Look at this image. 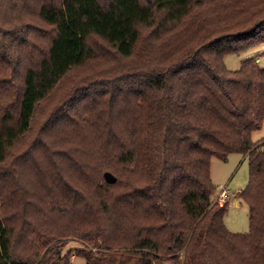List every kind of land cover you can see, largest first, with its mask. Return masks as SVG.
<instances>
[{
	"label": "trees",
	"instance_id": "1",
	"mask_svg": "<svg viewBox=\"0 0 264 264\" xmlns=\"http://www.w3.org/2000/svg\"><path fill=\"white\" fill-rule=\"evenodd\" d=\"M263 42L264 0H0V264H264V67L224 61ZM95 45L119 66L83 85Z\"/></svg>",
	"mask_w": 264,
	"mask_h": 264
},
{
	"label": "rangeland",
	"instance_id": "2",
	"mask_svg": "<svg viewBox=\"0 0 264 264\" xmlns=\"http://www.w3.org/2000/svg\"><path fill=\"white\" fill-rule=\"evenodd\" d=\"M99 56L96 59L88 61L85 65L75 69L73 75L74 79L84 77L83 85L90 84L95 81L107 80L111 74L113 67H118L119 64L110 58L100 49L101 46L95 45ZM249 58H256L258 63L264 67V42L252 47H248L237 53H227L224 56V61L227 68L236 70L241 66V63ZM101 69L103 70L101 72ZM92 74V78L88 75ZM86 75V76H83ZM82 85V86H83ZM49 111V103L46 101L41 105L39 114L37 115V124H41ZM254 141L264 140V121L262 126L253 133ZM264 149V144L262 145ZM211 176L213 182L217 186L216 200L223 202L227 200L229 202L228 212L225 216V222L227 227L233 232H247L250 229L249 220V206L247 202L239 195L249 182V157L242 153L234 152L228 156V158L221 159L219 157H213L211 160ZM226 190L228 196L222 198L220 192ZM83 247L76 240H70L65 247V251L71 249L72 254L76 249ZM75 262H79L77 258H73ZM159 264H174L172 260H165Z\"/></svg>",
	"mask_w": 264,
	"mask_h": 264
},
{
	"label": "built area",
	"instance_id": "3",
	"mask_svg": "<svg viewBox=\"0 0 264 264\" xmlns=\"http://www.w3.org/2000/svg\"><path fill=\"white\" fill-rule=\"evenodd\" d=\"M220 196H221L222 198H225V197L228 196V193L226 192V190H222V191L220 192Z\"/></svg>",
	"mask_w": 264,
	"mask_h": 264
}]
</instances>
